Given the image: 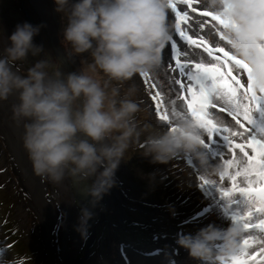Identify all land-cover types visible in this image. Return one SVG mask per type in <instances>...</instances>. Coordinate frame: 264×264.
<instances>
[{"label": "clouds", "instance_id": "clouds-1", "mask_svg": "<svg viewBox=\"0 0 264 264\" xmlns=\"http://www.w3.org/2000/svg\"><path fill=\"white\" fill-rule=\"evenodd\" d=\"M202 2L209 10L230 20L229 35L234 40L246 30L251 19L246 10L248 0ZM22 4L20 0L19 7ZM54 4L55 11L62 14L66 20L62 28L65 55L58 56L57 59L63 64L74 57H82L80 66L78 62V69L65 72L60 64L53 63L50 52H46L42 45L41 25L35 24L25 9L23 18H26L27 13L31 22L18 23L7 36V43L0 46V105L5 101L11 109V114L6 112L5 107L4 112L1 110L4 118H0V122H4L3 127L6 130L11 129L9 124L14 125V121L19 126L23 133L21 145L27 153L34 174L41 178L37 180L42 183L44 192L39 191V196L44 199V204L50 202L45 205V210L55 218L46 216L39 207L40 212L50 221V225H45L42 221L46 234L43 230L41 232L42 224L36 201L34 203L32 200V192L26 183L29 177L20 168H16L15 156L6 145L9 140L0 124V156L9 157L0 166V247L3 249L2 244L8 241L9 250L26 253L19 241L20 233L25 231L31 242V236L40 241V245L27 250L28 264H49L43 238L48 243L52 264H64L61 261V252L64 251L62 238L69 216L73 215L64 209L58 184H63L68 191L76 218L81 221L83 227L86 221H90L91 213L88 209L80 211L77 196L74 201L71 189H75L77 185L79 192L90 196L93 202L99 201L106 192L108 198L109 195L113 198V203L110 200L102 201L101 207L105 208L107 215L103 210L96 221H101L100 228L108 221V232H113L112 240L119 258L114 264H147L139 258L133 260L131 255L151 257L150 259L154 258L159 264H196V260L201 264H224L221 257L236 252L245 236L258 233V230L244 233L243 227L234 220L235 213L247 208L243 202L245 197L240 194H236V202L230 205L231 218L224 217L219 221L214 218L215 221H208L206 217L208 213L215 215L218 208L224 207V197L221 192L217 194L215 188V177L218 180L219 177L206 169L204 161L210 160L209 165L213 169L221 170L224 176L230 173L224 179L231 186V177L236 171L226 170L225 160L232 152L226 149L220 137L209 140L206 131L202 130L190 115L188 118L175 120V130L171 126H158L165 122L161 120L159 109L156 108V100L150 103L153 109L150 115L148 108L143 105L145 97L140 94L141 90L134 82L138 74L150 73L157 69L162 57L169 59L172 51L170 38L174 39L177 52H180L182 43L187 45L176 30V20L169 22V0H54ZM181 7L194 18L201 17L204 10L198 0L193 4V7L197 8L195 13L186 5ZM201 18L207 22L203 31L217 23L211 17ZM233 23L237 26L236 29L231 27ZM181 27H184L183 24ZM166 42L169 44L167 51ZM202 51V48L196 49L195 54ZM85 53L87 57L83 56ZM41 54L42 58L36 59L28 68L24 66L27 69L24 73L15 69L17 62L22 64L29 56L39 57ZM205 57L206 53L199 55L198 61H211L210 57ZM171 63L174 66L175 59H172ZM224 70L227 71V68ZM234 74L239 75L246 84V73L241 70ZM139 84L142 82L139 81ZM174 88L179 89L180 86L175 84ZM178 94L184 93L181 91ZM10 97L13 98L12 103L9 102ZM173 100H176V96L166 92L164 103L170 110ZM176 103L180 109L187 111L186 102L176 100ZM223 104L221 101V105ZM263 107L255 112L257 128L263 126L260 120L264 116ZM211 111L215 120L234 127L235 121L227 113L220 112L219 108ZM168 114L175 115L171 111ZM203 139L206 143H202ZM236 142L243 141L237 138ZM133 145L138 150L139 146L144 147V151L131 148ZM130 150L142 155V159L136 162L137 172L131 169L134 175L128 171L126 163L129 155L126 153ZM245 150L249 155H253L251 149L246 147ZM234 151L243 155L242 161L247 159L238 148H234ZM192 153L199 156L197 164ZM143 157L154 163L151 169L139 167V164L146 160ZM120 162L124 164L134 184L137 174L155 180L153 183L156 188L147 184L153 192L140 186L144 191L150 192L152 199L146 200L141 195H137L138 200L134 198L136 194L126 187L125 181L119 176ZM123 175L129 179L124 173ZM164 175H170L173 180L179 175L187 177L184 187L174 189V198L171 190L167 189L168 182ZM197 176H200V180ZM242 178L238 177L237 183L247 186ZM65 179L66 185L61 183ZM207 181H212V186L203 187ZM118 189L124 191L120 192L122 197H119ZM20 194L25 197L23 207L26 214L18 209L16 196ZM131 201H134L135 205H130ZM172 202L176 215H170ZM110 204L118 211L117 216L110 211ZM142 205L148 209L144 210ZM153 205L156 206L157 212L150 209ZM135 211H139L140 216L135 215ZM73 218V221H70L72 227L76 221L74 216ZM37 219L39 222H36ZM29 220L34 221L33 227L26 231ZM116 221H129L131 225H136V221L146 223L151 229L150 234H147L151 242L136 249L128 239H117L119 232L115 229ZM111 223L113 226H110ZM86 229L91 236L98 232V237L103 235L95 222L88 224ZM154 229L158 232L155 233ZM81 234L83 235V231ZM140 234L147 237L141 229L126 228L127 238L138 237ZM97 239L95 247L94 242L90 241L94 249L97 247ZM80 240L82 243L75 250V259L71 261L72 259L64 258L67 262L79 261L80 264H86V240ZM149 246H153L154 253L148 251ZM63 247L67 251L72 248L69 237L65 243L63 241ZM129 247L132 251H129ZM157 248L165 252L159 258L156 254ZM179 248H182L181 251ZM185 250L189 255L183 257L182 252ZM250 251L252 255H256L260 248L256 246ZM68 253L71 258L74 256L71 252ZM167 254L168 259L165 260L164 256ZM244 259L248 264H264V254L256 256L255 260L252 256ZM0 264H4L1 257Z\"/></svg>", "mask_w": 264, "mask_h": 264}, {"label": "snow or ice", "instance_id": "snow-or-ice-1", "mask_svg": "<svg viewBox=\"0 0 264 264\" xmlns=\"http://www.w3.org/2000/svg\"><path fill=\"white\" fill-rule=\"evenodd\" d=\"M195 2L197 0H169L170 13L174 14L176 20V30L191 51L177 52L176 44L172 43L169 59L161 66L167 69L164 75L170 77L173 84L180 86L179 89L170 87L167 92L176 96V100L186 102L187 111L180 109L176 100L172 101L170 110L164 103L166 90L154 80L148 79L151 73L142 74V77L148 79L149 88L156 93L153 99L157 102L156 108L159 109L161 120L165 122L158 126H171L175 130V120L188 118L190 115L206 131L209 140L220 137L226 149L232 152L233 158L225 160V164L228 167L238 164L239 167L231 177V188L225 190L221 187L220 192L233 203L236 202V194L245 197L243 202L247 205V211L235 213L234 220L243 227L244 233L258 230L259 235L245 236L236 252L221 259L224 264H248L244 257L252 256L255 260L256 256L264 254V127H255L253 116L264 106V0H248L246 10L251 19L246 30L235 40L229 35L230 20L209 10L202 0H198L200 7L204 9L201 17H211L217 22L207 31H203L206 20L201 17L194 18L181 7L186 5L195 13ZM231 27L237 28L234 23ZM200 48L203 51L199 55L206 53L211 61L205 63L197 60L195 51ZM172 59H175L174 66ZM241 70L247 74L246 84L239 75L234 74ZM181 91L183 95L178 94ZM221 101L224 102L223 105ZM216 108L227 113L239 125V129L215 120L211 110ZM170 111L175 115L168 114ZM237 138L243 142L237 143ZM202 143L206 141L203 139ZM246 147L251 149L253 155H249ZM234 148H238L247 159L237 160ZM239 176L244 178L247 186L237 183ZM253 177L258 178L259 186ZM212 184V181H207L202 186L208 187ZM256 246H259L260 252L252 255L250 250Z\"/></svg>", "mask_w": 264, "mask_h": 264}, {"label": "rangeland", "instance_id": "rangeland-1", "mask_svg": "<svg viewBox=\"0 0 264 264\" xmlns=\"http://www.w3.org/2000/svg\"><path fill=\"white\" fill-rule=\"evenodd\" d=\"M47 2V8H48V15L44 16L43 13L41 12V10L38 8V6H36L34 0H21L22 6L19 7L20 4V0H0V46H2L3 44L7 43V36L9 34H11V32L14 30L15 26L18 23H22L21 22V18L23 20V22H31L30 18L28 17V15L33 19L34 23L41 25V36L43 38V48L46 50V52H50L51 54V60L53 61L54 64H60V61L57 59L58 56H62L65 55V45L62 43V28L64 26V24L66 23V20L63 18L62 14L57 13L55 11V4H54V0H46ZM25 9L27 10V13H25L26 18H23V14L25 12ZM34 42L37 44L36 41V37H34ZM44 55V54H43ZM84 57H87V54L85 53L83 55ZM42 58V54L39 57H32L29 56L27 61L22 62V64H19L21 62H17L15 65V69L21 73H24V70L28 68L36 59H40ZM82 57H74L72 60H66L63 64H60V66L62 67V70L67 72V71H71L73 69H78V67L80 66V61H81ZM211 59V58H210ZM78 60V61H77ZM77 61V62H76ZM168 60L165 57H162L161 60V64L159 65V67L157 69H155L153 72H150L151 75L148 77V79H152L154 80L156 83L159 84V86L161 88H164L167 92V89L174 88L175 84H173V81L170 77L165 76L164 73L165 71H167L166 68L161 67L162 65L165 64V62H167ZM205 62V60H202ZM79 62V66L77 65V63ZM28 64V66H27ZM77 65V66H76ZM25 66V67H24ZM19 67V68H18ZM174 75V74H173ZM163 77V79L161 78ZM148 79H145L142 77V75H137L136 79H135V83L137 84L138 88L141 90L140 94L143 95L145 98L143 100V105L145 107L148 108V112L151 115L153 113V109L151 108L150 103L154 100L153 99V93H155V91L153 89H150L148 86ZM139 81L142 82V84H139ZM10 103H12V101H9ZM3 106L6 109V112L8 114H11V109L9 107V105L3 101ZM147 113V112H146ZM145 113V114H146ZM261 120V124L263 125L262 127H264V116H262ZM131 148H134L136 150H138L137 147H135L134 145L131 146ZM139 150L141 152L144 151V147L139 146ZM138 150V151H139ZM129 155L127 156L126 159V163L128 164V171L133 174V170L136 171L137 165L136 162L140 161L142 159V155H140V153H135L133 152V150L127 151L126 154ZM136 155V158H135ZM195 155V156H194ZM192 156H194V159L196 161V164L199 161V156L195 153H192ZM146 159L145 162L143 161L141 164H139L140 168H147V169H151L154 165L153 162H151V160L149 158H145ZM9 159L8 156H4L3 158L0 160V166L3 165L5 163V161ZM210 160H205L204 164L206 166L207 170H210L212 172L215 173L216 176L219 177V180L215 177V181L217 186L215 187L217 190V194L220 192V188L223 187L226 190L230 189L231 186L227 184V180H225L224 178H227V176L230 175V173H227L225 176L222 175V171L219 169H213L210 165H209ZM118 168L121 169V172L119 173V176L125 181V185L128 189H130V191L134 192L136 194V196H134V198L136 200L139 199V197L137 195H141L144 198H146V200H150L152 199L151 195L149 194L150 192H153V190H151L147 184L150 185L151 188H156V185L153 183L155 180H151L147 177H145L142 174H137V177H134V182L136 184L133 183V180H130L131 176L130 174L127 172V170H125L124 164H122L120 162ZM132 169V171H131ZM141 170V169H140ZM142 171V170H141ZM137 172V171H136ZM123 173L126 175V177H128L129 179L125 178V176L123 175ZM173 174H176V172H172ZM140 175V176H139ZM163 175V173H162ZM139 177H142L139 178ZM240 177V176H239ZM238 178V177H237ZM164 179L168 182V187L167 189L171 190L172 196L174 198V189H178L179 186H185V181L187 179V177L185 175H179L176 176V180H173L174 178H171V176H167L164 175ZM219 181V184H218ZM64 183L66 185V179L61 182ZM31 185L34 186L35 182L33 180H31ZM75 185V184H74ZM119 185V184H117ZM144 187L145 189L149 190L150 192H146L142 189V187ZM9 190L11 191V188L9 187ZM58 190H59V194L61 196V200L63 202L64 205V209L67 212L68 210L72 213V215L75 217L76 221H74L75 225L74 227H72L70 225V221H68L67 225L65 226V233H64V238L63 241L64 243L66 242V238L69 237L70 241L72 242V248L68 250V252H71V255H75V250L78 246L81 245V238L83 240H86V243L84 244L85 248L87 247L88 251H87V256L85 257L86 259V264H114V262H116V260H118L119 258H117V254H116V246L115 243L112 240V235L113 232H108V221H105L104 226L106 227V229L104 230V226L102 228H100L99 224L101 221H96L97 219L100 218V215L102 213V211L105 210V208L101 207V203L104 200L109 201L108 198V194L107 192L105 194L102 195L101 199L97 202H93L92 198L90 196H85L83 195L81 192H79V186L75 185V189H71V192L74 196V201L76 200V196L78 198V201H80V211L82 209H88V211L91 213V216L89 218L90 221H86V224L81 225V221L78 220L76 218V214L72 208L71 205V200H70V195L68 193L67 190H65V188L63 187V184H58ZM185 189H183L184 191ZM12 192V191H11ZM119 197H122V193L120 192H124L121 189L117 190ZM164 193H166L165 191H163ZM183 193V192H182ZM16 196V195H15ZM32 196V194H31ZM42 196L45 198L44 194H42ZM167 197V196H166ZM16 198L18 199V209H20V211H24V207H23V203H25V197L23 196V194L18 195V197L16 196ZM168 198V197H167ZM32 200L35 203V199L32 196ZM176 200V199H175ZM169 201V199H168ZM170 202V201H169ZM50 203V202H47ZM76 203V202H75ZM130 205H135L134 201L130 202ZM171 213L170 215H176L174 212V203H171ZM232 204V200L224 197V202H223V206L222 208H218V210L216 211L215 215L214 213H208V215H206L208 221H219L220 219L226 217V218H231V205ZM36 208H37V212L40 215V219H41V224H42V228H41V232L43 230V232L45 233V227L43 225H50V221L49 219H47V217L40 212L39 206L35 203ZM143 206L144 210H147V206ZM137 208H140V206H136ZM150 209L154 212H157L156 206H150ZM110 211L115 213V216H117L119 213L118 211L115 210V207L110 204ZM129 212H131L130 210H128ZM247 208H244L242 210L241 213L246 212ZM135 215L140 216L139 211H135L133 212ZM24 214L25 211H24ZM107 215V212H106ZM31 216V215H30ZM156 216L160 217L159 214H156ZM102 218H104V214H102ZM146 218V217H145ZM153 218V217H151ZM215 218V220H214ZM161 220V218H159ZM31 220V217H30ZM27 221L29 223L28 226L25 227L26 231L28 230V228L33 227V223L34 221ZM147 221L148 218H146ZM36 222H39V219H37ZM53 222V221H52ZM96 223L99 227V231L101 230L103 232V235L98 237V234H93L91 236V233L88 232L89 230L86 229V226L88 224H93ZM52 224V223H51ZM132 223L129 221H122V223H120V221H116L115 222V229L118 230L119 232V236H117V239H120L122 237L125 238V240L132 242V245L134 246V248L136 249H140V246L143 245L144 243H150L151 240L149 239L147 234H150L151 229L149 228V226L146 223H139L138 221H136V225H131ZM110 226H113V224L111 223ZM136 228V229H141L142 232L144 234L147 235V237H143L142 234L138 235V237H132L130 236L129 238H127L126 236V228ZM83 231V235L81 234V232ZM154 232L157 233L158 231L154 229ZM20 237H19V241H21V246H23L24 250L26 251V253H24L23 251H21V253H16V252H12L11 250H9L7 248V242H4L3 245V249L2 247H0V257L2 259V261H4V264H28V256L27 254V250L30 247H37L38 245H40V241L39 240H35V236L34 239H32V242L29 239V236L27 234V232H22L20 233ZM46 234V233H45ZM153 234V233H152ZM98 237V239H97ZM61 239V241H62ZM96 239H97V247L96 249L93 248V246L91 247V242H94V247L96 245ZM82 240V241H83ZM63 241H62V249H65L63 247ZM111 242V245H110ZM43 244H44V250L47 253V258H48V263L52 264V255H50V251L48 253V243L47 241L43 238ZM152 247L153 246H149L148 247V251H150V253H154L152 252ZM129 251H132V248H128ZM156 254L158 255V258L162 256V254H165L164 251H162L161 248H157ZM72 258H70L69 260H71ZM154 260V258H152ZM62 263L64 264H80V262H76V263H69L67 262V260H65L62 257ZM147 263V262H146ZM196 264H201L200 261L196 260Z\"/></svg>", "mask_w": 264, "mask_h": 264}, {"label": "bare ground", "instance_id": "bare-ground-1", "mask_svg": "<svg viewBox=\"0 0 264 264\" xmlns=\"http://www.w3.org/2000/svg\"><path fill=\"white\" fill-rule=\"evenodd\" d=\"M34 2L36 4V6H38V8L41 10V12L43 13V15L44 16H47L48 15V8H47L46 0H34ZM168 17H169V22H171L173 19H175L174 14H169ZM208 28H210V27H208ZM207 29H206V31H207ZM171 30H173V27H171ZM168 48H169V44L166 42L165 50L167 51ZM181 50L189 51V46L186 45V44H184V43H182ZM198 51H200V50H198ZM196 57H197V60H198L199 59V54L198 53L196 54ZM181 58L183 59L182 56H181ZM12 99L13 98L10 97L9 98V101H12ZM169 101H170V99L167 100V102H169ZM0 114L2 115L3 112H0ZM253 116H254V120H255V125L254 126L255 127H258V120H257L256 113H254ZM1 127H2L3 131L5 132V136H6V131H5L4 127H3V124H1ZM234 128H236V129L238 128L239 129V125H236L234 123ZM9 138H11L12 140H14L16 143L19 141V139L16 138L15 135H13V134L10 135ZM238 140H240V139L238 138ZM6 145L10 149L12 148V150L15 151L16 161H17L18 166H20V170L22 172L26 173L25 175H27L29 177V178L26 179V183L29 186V189L32 192V195H33L36 203L38 204V206L41 208L42 212L46 216L51 215L53 218H55V216H53L52 214H48L46 212V210H45V205L47 203L44 204L43 203L44 202V199L39 196V191L40 192H44L43 188H41L42 187V183H39L38 180H37V179L41 180V178H40V176H37V175L34 174L33 169H32V165H31V162L28 159L27 153H26L25 149L23 148V145L14 147L13 145H10L9 141H6ZM235 154H236L237 160L242 161L243 155L241 153H239L238 151H236ZM0 157L2 159V156H0ZM232 158H233L232 157V154L229 153L227 160H231ZM238 167H239L238 164H234L231 167H228L226 165V170H234V171H236ZM197 178H198V180H200V176H197ZM255 179L258 181V178L257 177H255ZM31 180H33L35 182V185L34 186L31 185ZM242 181H244V178H242ZM257 184H259V181H258ZM109 200H110V202L113 203V198L110 195H109ZM49 206H50L51 210L53 211L52 205L50 204ZM53 213H54V211H53ZM73 219H74L73 216L70 215L69 216V221H73ZM255 235H259V232L258 233H255ZM31 238L33 239V236H31ZM181 249L182 248H179L180 251H181ZM182 255H183V257H186L187 255H189L188 254V251L187 250L183 251L182 252ZM61 256L63 258H66L67 260H69L71 258L69 256L68 251L65 250V249H64V251L61 252ZM164 257H165V260H167L168 259V254L165 255ZM131 258H133V260H135L136 258H139V259L143 260L144 262H147V264H159L155 260L150 259L151 257H142V256H139V255H136V256L131 255ZM74 259H75V255L72 257V260L71 261H73ZM71 261H69V263Z\"/></svg>", "mask_w": 264, "mask_h": 264}, {"label": "water", "instance_id": "water-1", "mask_svg": "<svg viewBox=\"0 0 264 264\" xmlns=\"http://www.w3.org/2000/svg\"><path fill=\"white\" fill-rule=\"evenodd\" d=\"M39 39H40V37H39ZM40 41H41V39H40ZM1 110L4 112V106H3V104L0 105V112H2ZM0 118H4V116L0 114ZM3 123H4L3 121L0 122V124H3ZM14 123H15L14 125H10L9 124V126L11 127L10 130H6L5 129V131H6V135H7L6 137L10 141V145H13L14 147H17V146H20L21 145V142L20 141H22L21 140V137H22V134L23 133L20 131V128H19L18 125H16V122L15 121H14ZM12 134L15 135V137L19 139V141L17 143L14 140H12L11 138H9L10 135H12ZM11 152L15 156V160H16L15 151H13L12 148H11ZM15 162L17 163V161H15ZM16 168L19 169L20 166H18V164H17Z\"/></svg>", "mask_w": 264, "mask_h": 264}, {"label": "trees", "instance_id": "trees-1", "mask_svg": "<svg viewBox=\"0 0 264 264\" xmlns=\"http://www.w3.org/2000/svg\"><path fill=\"white\" fill-rule=\"evenodd\" d=\"M22 20V19H21ZM23 23V21H21Z\"/></svg>", "mask_w": 264, "mask_h": 264}]
</instances>
